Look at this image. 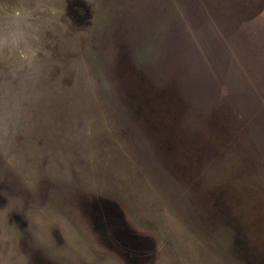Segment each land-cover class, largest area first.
<instances>
[{
	"label": "rangeland",
	"instance_id": "1",
	"mask_svg": "<svg viewBox=\"0 0 264 264\" xmlns=\"http://www.w3.org/2000/svg\"><path fill=\"white\" fill-rule=\"evenodd\" d=\"M0 264H264V0H0Z\"/></svg>",
	"mask_w": 264,
	"mask_h": 264
},
{
	"label": "trees",
	"instance_id": "2",
	"mask_svg": "<svg viewBox=\"0 0 264 264\" xmlns=\"http://www.w3.org/2000/svg\"><path fill=\"white\" fill-rule=\"evenodd\" d=\"M233 113H234V111H233Z\"/></svg>",
	"mask_w": 264,
	"mask_h": 264
}]
</instances>
